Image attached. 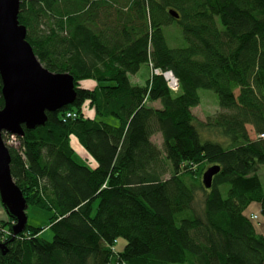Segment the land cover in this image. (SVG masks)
<instances>
[{"label": "trees", "instance_id": "16d2710c", "mask_svg": "<svg viewBox=\"0 0 264 264\" xmlns=\"http://www.w3.org/2000/svg\"><path fill=\"white\" fill-rule=\"evenodd\" d=\"M19 1L34 55L73 78L76 98L46 113L44 125L22 126L18 149L6 146L27 208L51 214L53 239L28 222L13 236L16 219L4 210L0 264H264V0ZM173 24L184 47L165 40ZM149 64L171 71L178 92L161 76L133 85L130 76ZM84 80L95 87H79ZM199 90L218 98L204 120L191 112ZM212 166L219 172L206 189ZM119 238L126 245L116 252Z\"/></svg>", "mask_w": 264, "mask_h": 264}, {"label": "water", "instance_id": "95a60500", "mask_svg": "<svg viewBox=\"0 0 264 264\" xmlns=\"http://www.w3.org/2000/svg\"><path fill=\"white\" fill-rule=\"evenodd\" d=\"M19 0H0V81L3 107L0 109V203L16 219L13 236L23 231L27 217L26 201L10 174L9 150L3 134L22 137L27 129L45 124L46 113L73 105L76 93L73 78L67 73L45 69L26 41V28L18 23ZM174 18L178 15L169 11ZM219 172L208 168L202 176L206 189ZM4 244L0 243V248Z\"/></svg>", "mask_w": 264, "mask_h": 264}, {"label": "rangeland", "instance_id": "374dc122", "mask_svg": "<svg viewBox=\"0 0 264 264\" xmlns=\"http://www.w3.org/2000/svg\"><path fill=\"white\" fill-rule=\"evenodd\" d=\"M163 32H164L165 40L169 47L177 48V47H184L186 45L183 39L181 29L177 24L164 27ZM142 68H144V66L141 67L140 74L142 73L143 74L138 77V80L139 82L141 81V83L145 79L150 78L149 70L146 68V71L143 72ZM93 84H94L93 80H84L80 82L81 86H92ZM150 84H151V81L149 80V85ZM198 93L200 97V103L197 107H195L193 111L198 119L204 120L208 115H211L212 113L218 110V98H217V95L213 91H210V90H199ZM263 95H264V90H263ZM104 121L110 124H114V125L117 123L116 120L113 118H106L104 119ZM251 136L255 137L253 131L251 133ZM218 139L220 140V138ZM70 140H71V146L74 149L75 155L77 154L78 156L79 152H83V154H85L84 157L87 156L88 158H90L86 154V152L78 145V143L76 142L74 138H71ZM84 163L86 162L84 161ZM258 175H259V178L261 179V183L264 188V166L263 165L259 166ZM227 188L228 186H223L222 188L223 196L226 195ZM202 202H203V193L198 192L197 201L194 204L195 211L201 210ZM0 214H1L0 220L6 219V213L4 209L2 208L1 203H0ZM25 215L27 217V222L29 225L34 226V227L43 228V231L41 232V235H40L41 239L43 238L47 242H51L53 239V232L51 229L48 228V225L50 224L51 214L49 212L42 211L34 207H28L25 211ZM260 221L262 222V225H263V220L261 219ZM125 245H126L125 240L122 238H119L117 239V242L114 244L113 248L116 252H120L124 249ZM184 264H190V263H184Z\"/></svg>", "mask_w": 264, "mask_h": 264}, {"label": "crops", "instance_id": "0c3cea01", "mask_svg": "<svg viewBox=\"0 0 264 264\" xmlns=\"http://www.w3.org/2000/svg\"><path fill=\"white\" fill-rule=\"evenodd\" d=\"M142 66H144V68H142V71L144 72V71H146V65H142ZM141 66V67H142ZM141 67H140V69H139V71H138V73L137 74H135V75H133V76H130V82L133 84V85H139V86H144L145 85V83H146V81H147V79H145L144 81H142V83H141V81L139 82V80H138V77L140 76V75H142V74H140V71H141ZM144 69V70H143ZM148 72V71H147ZM95 82H94V84L92 85V86H81L80 85V83H79V87H83V88H85V89H93L94 87H95ZM150 106H152V107H154V108H157V109H159L161 106H160V103L158 102V101H156V102H153V103H151L150 104ZM195 108H193V109H191V112H192V114L193 115H195L194 114V110ZM84 112H85V115L87 116V117H89V118H93L94 117V113H93V111H92V109H90L89 108V106L88 105H85V109H84ZM215 113V112H214ZM213 114V113H212ZM211 114V115H212ZM196 116V115H195ZM249 127V126H248ZM248 129V131H249V133H250V137L253 139V138H255L254 136L252 137L251 136V133H252V128H247ZM154 139H156V140H154ZM76 140V139H75ZM151 140L153 141V142H155L156 144H159L160 143V138H159V136L158 135H155V136H153L152 138H151ZM77 142V141H76ZM78 143V142H77ZM70 145H71V140H70ZM79 145V144H78ZM71 148H72V146H71ZM72 150L74 151V149L72 148ZM84 155L85 154H83V152H79L78 153V156H77V154H76V156H77V158L83 163V164H86V165H88V166H90V167H92L93 166V164H92V161L90 160V159H88V157L86 156V157H84ZM86 162V163H84V161ZM259 176V175H258ZM261 180V179H260ZM250 211L251 212H253V213H256V212H258L259 211V208H258V206H256V205H251L250 206ZM0 216H1V214H0ZM260 233H262V234H264V231H263V229H260ZM41 234V233H40Z\"/></svg>", "mask_w": 264, "mask_h": 264}, {"label": "built area", "instance_id": "2783aa9c", "mask_svg": "<svg viewBox=\"0 0 264 264\" xmlns=\"http://www.w3.org/2000/svg\"><path fill=\"white\" fill-rule=\"evenodd\" d=\"M148 70L150 73L149 80L151 81L154 77L161 76L164 79V82L168 89L172 92H177L179 89L178 79L171 71H160L159 69L154 68L151 64L148 65ZM76 115L74 113H68L66 118H75ZM259 138H264V134L259 135ZM8 145H11L14 148H19L20 143L16 136H8L7 142ZM112 264H118V262H113Z\"/></svg>", "mask_w": 264, "mask_h": 264}, {"label": "bare ground", "instance_id": "6f19581e", "mask_svg": "<svg viewBox=\"0 0 264 264\" xmlns=\"http://www.w3.org/2000/svg\"><path fill=\"white\" fill-rule=\"evenodd\" d=\"M7 146H10V147H12L11 145H7Z\"/></svg>", "mask_w": 264, "mask_h": 264}]
</instances>
